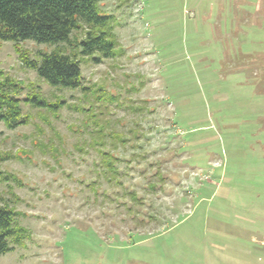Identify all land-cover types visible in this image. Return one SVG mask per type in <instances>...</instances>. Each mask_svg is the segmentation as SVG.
<instances>
[{
    "label": "rangeland",
    "instance_id": "obj_1",
    "mask_svg": "<svg viewBox=\"0 0 264 264\" xmlns=\"http://www.w3.org/2000/svg\"><path fill=\"white\" fill-rule=\"evenodd\" d=\"M99 10L113 16L115 58L79 54L83 30L57 47L82 61L87 91L50 86L0 41L22 97L65 101L56 114L23 104L31 121L15 130L0 122V202L29 232L0 264H264V0ZM19 46L39 61L55 49ZM115 133L130 143L113 148ZM102 140L121 183L101 172Z\"/></svg>",
    "mask_w": 264,
    "mask_h": 264
},
{
    "label": "trees",
    "instance_id": "obj_2",
    "mask_svg": "<svg viewBox=\"0 0 264 264\" xmlns=\"http://www.w3.org/2000/svg\"><path fill=\"white\" fill-rule=\"evenodd\" d=\"M103 0H0V41L15 43L20 60L28 69L34 70L38 77L52 87L60 89L89 90L84 85L80 61L74 53L69 54L57 47L69 43L74 32L83 30L85 36L77 41L78 52L95 64L116 57L117 38L111 25L113 16L99 10ZM55 46L50 53H40L41 60L32 59L28 51L19 44L25 41ZM75 47V46H74ZM98 55V56H96ZM26 87L4 71L0 70V122L8 129L15 130L30 123L31 117L24 113L23 104L56 114L65 103L64 100L48 101L40 93H29L22 97ZM95 125H98L95 122ZM139 127V126H138ZM137 129H130L132 138L139 139ZM100 139L105 138L102 131L97 132ZM111 136V135H110ZM124 134L115 133L112 147L117 149L118 140L122 146L130 143ZM101 156V172L118 180L120 159L111 151L100 148L106 146L102 140L93 143ZM135 147V144L131 145ZM6 159V158H3ZM153 176L162 177L159 171ZM3 177L0 171V181ZM164 182V178L160 179ZM111 181V182H112ZM152 182L149 185L152 186ZM130 195L135 199V192ZM22 215V214H21ZM18 211L0 202V256L13 252L29 236L28 229L18 222Z\"/></svg>",
    "mask_w": 264,
    "mask_h": 264
}]
</instances>
